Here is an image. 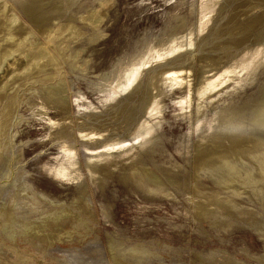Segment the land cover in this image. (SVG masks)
Returning <instances> with one entry per match:
<instances>
[{"label": "rangeland", "instance_id": "1", "mask_svg": "<svg viewBox=\"0 0 264 264\" xmlns=\"http://www.w3.org/2000/svg\"><path fill=\"white\" fill-rule=\"evenodd\" d=\"M0 264H264V0H0Z\"/></svg>", "mask_w": 264, "mask_h": 264}, {"label": "water", "instance_id": "2", "mask_svg": "<svg viewBox=\"0 0 264 264\" xmlns=\"http://www.w3.org/2000/svg\"><path fill=\"white\" fill-rule=\"evenodd\" d=\"M201 74V73H200ZM202 78L204 79V77H203V75L201 76H199V81L200 80H202ZM202 92H200V90L198 89V95L201 97V96H203L204 94H201Z\"/></svg>", "mask_w": 264, "mask_h": 264}, {"label": "bare ground", "instance_id": "3", "mask_svg": "<svg viewBox=\"0 0 264 264\" xmlns=\"http://www.w3.org/2000/svg\"><path fill=\"white\" fill-rule=\"evenodd\" d=\"M204 72V70H202V72L201 73H203ZM200 75H203V74H200Z\"/></svg>", "mask_w": 264, "mask_h": 264}]
</instances>
